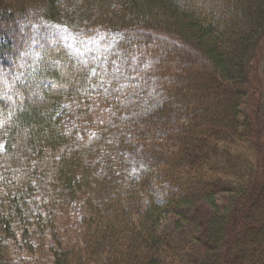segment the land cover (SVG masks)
I'll list each match as a JSON object with an SVG mask.
<instances>
[{
    "label": "trees",
    "instance_id": "16d2710c",
    "mask_svg": "<svg viewBox=\"0 0 264 264\" xmlns=\"http://www.w3.org/2000/svg\"><path fill=\"white\" fill-rule=\"evenodd\" d=\"M0 144V264H264V0H0Z\"/></svg>",
    "mask_w": 264,
    "mask_h": 264
},
{
    "label": "rangeland",
    "instance_id": "374dc122",
    "mask_svg": "<svg viewBox=\"0 0 264 264\" xmlns=\"http://www.w3.org/2000/svg\"><path fill=\"white\" fill-rule=\"evenodd\" d=\"M11 63L13 64V66H17L18 65V61L13 60V59H12ZM256 83L258 84V82H256ZM1 146L2 145L0 144V148H1ZM72 215H73V217L79 215V209L77 207H73L72 208ZM73 223H74V226L77 227L78 223H79V218L74 219Z\"/></svg>",
    "mask_w": 264,
    "mask_h": 264
},
{
    "label": "clouds",
    "instance_id": "9594fccd",
    "mask_svg": "<svg viewBox=\"0 0 264 264\" xmlns=\"http://www.w3.org/2000/svg\"><path fill=\"white\" fill-rule=\"evenodd\" d=\"M13 264H19V261H18V259L15 257V255H14V257H13Z\"/></svg>",
    "mask_w": 264,
    "mask_h": 264
}]
</instances>
